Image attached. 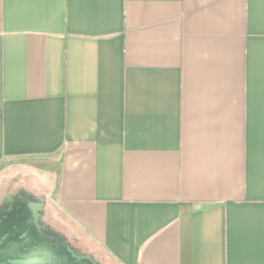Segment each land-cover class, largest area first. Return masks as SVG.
<instances>
[{
	"label": "crops",
	"instance_id": "obj_1",
	"mask_svg": "<svg viewBox=\"0 0 264 264\" xmlns=\"http://www.w3.org/2000/svg\"><path fill=\"white\" fill-rule=\"evenodd\" d=\"M18 157L107 264H264V0H0Z\"/></svg>",
	"mask_w": 264,
	"mask_h": 264
},
{
	"label": "water",
	"instance_id": "obj_2",
	"mask_svg": "<svg viewBox=\"0 0 264 264\" xmlns=\"http://www.w3.org/2000/svg\"><path fill=\"white\" fill-rule=\"evenodd\" d=\"M25 196L16 190L1 198L0 203V264H101L93 254L73 247L63 234L46 223V198ZM56 236V237H55Z\"/></svg>",
	"mask_w": 264,
	"mask_h": 264
},
{
	"label": "rangeland",
	"instance_id": "obj_3",
	"mask_svg": "<svg viewBox=\"0 0 264 264\" xmlns=\"http://www.w3.org/2000/svg\"><path fill=\"white\" fill-rule=\"evenodd\" d=\"M49 160L51 158L48 157H18L2 161L0 163V198L16 190H19L23 194H26L25 191H27L31 192L34 196L40 195L45 197V221L55 226L59 231L64 232L74 242L78 239L89 249L85 239L58 212L54 200L51 198L50 175L47 171L38 167V163H45ZM94 251L98 254L96 249ZM99 257L107 263L101 255Z\"/></svg>",
	"mask_w": 264,
	"mask_h": 264
},
{
	"label": "trees",
	"instance_id": "obj_4",
	"mask_svg": "<svg viewBox=\"0 0 264 264\" xmlns=\"http://www.w3.org/2000/svg\"><path fill=\"white\" fill-rule=\"evenodd\" d=\"M5 167V166H3ZM38 167L47 171L49 174L53 175V189L51 191V198L54 200L56 198L57 190L59 188V179H60V161L49 160L48 162L38 163ZM91 251V248H89ZM95 253V251H93ZM96 254V253H95ZM98 257L99 255L96 254ZM101 259V257H99ZM102 260V259H101ZM103 264H107L102 260Z\"/></svg>",
	"mask_w": 264,
	"mask_h": 264
},
{
	"label": "flooded vegetation",
	"instance_id": "obj_5",
	"mask_svg": "<svg viewBox=\"0 0 264 264\" xmlns=\"http://www.w3.org/2000/svg\"><path fill=\"white\" fill-rule=\"evenodd\" d=\"M23 194V193H22ZM24 196H25V194H23ZM33 194H32V196H30L29 198H33ZM36 196V195H35ZM1 198H3V197H1ZM1 198H0V203H1ZM45 215H46V211H45ZM45 215L44 216H42L40 219H39V223H43V222H45L46 223V229H43V232H45V233H47V232H49V233H51V234H53L54 235V233H52V231H51V228H54L57 232H60V233H62L63 234V236H64V238L67 240V241H69L70 243H71V245L73 246V247H77V248H79V249H81L82 251H84V252H86V253H91V254H93L94 255V257L101 263V264H103V262H102V260L93 252V251H90L88 248H86L78 239L74 242L73 240H71L70 239V237L68 236V235H66L64 232H61V231H59L55 226H53V225H51L50 223H47L46 221H45ZM56 237V236H55Z\"/></svg>",
	"mask_w": 264,
	"mask_h": 264
}]
</instances>
